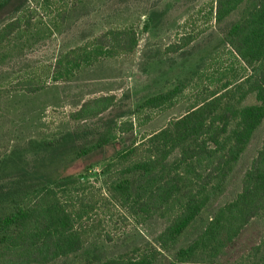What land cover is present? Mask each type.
Returning a JSON list of instances; mask_svg holds the SVG:
<instances>
[{"label": "trees", "instance_id": "1", "mask_svg": "<svg viewBox=\"0 0 264 264\" xmlns=\"http://www.w3.org/2000/svg\"><path fill=\"white\" fill-rule=\"evenodd\" d=\"M31 1L0 0V65L27 47L34 26ZM40 1L46 7L56 2ZM207 22L219 30L223 44L242 64L243 74H233L232 69L223 73L225 81L208 97L196 100L184 115L119 152V176L113 178L112 167L107 166L105 186L96 189L85 176L51 180L35 175L22 167L18 151L0 157V264H155L170 252L223 190L264 120V0H214ZM138 44L134 27L108 29L60 53L42 71L45 79L66 83L83 68L132 58ZM45 83L31 73L16 86L35 94ZM184 88L180 84L144 100L131 113L132 120L107 122L93 144L74 151V159L112 143L115 132H132L141 126L140 119L150 120L152 112L173 108ZM250 96L255 103L247 105ZM115 101L113 95L89 98L69 114V120L97 119ZM75 139V132H68L58 140L34 141L32 148L38 154ZM240 184L237 195L216 210L169 264H264V140ZM111 204L139 225L160 221L161 230L127 254L108 255L104 243L96 239L95 224L99 212ZM252 222L263 224L258 243L249 248L247 256L227 260Z\"/></svg>", "mask_w": 264, "mask_h": 264}, {"label": "rangeland", "instance_id": "2", "mask_svg": "<svg viewBox=\"0 0 264 264\" xmlns=\"http://www.w3.org/2000/svg\"><path fill=\"white\" fill-rule=\"evenodd\" d=\"M213 3L214 0H56L46 7L40 0H32L28 4L34 26L27 47L19 56L0 65V157L5 152L18 151L22 167L35 175L51 180L85 176L96 189L106 184L107 166L112 167L109 173L113 178L119 176L122 162L119 152L184 115L196 100L208 97L225 81L223 73L232 69L233 74H243L242 64L235 61L223 44L219 30L213 22H207ZM130 26L136 29L139 38L132 58L106 60L83 68L66 83L45 79L42 69L51 65L60 53L91 41L108 29ZM187 40L191 42L183 46ZM174 46L181 48L173 52L169 48ZM31 73L46 81L44 88L35 94L16 86ZM180 84L185 88L173 108L152 112L151 119H140L141 126L132 132H115L112 143L74 159V151L93 144L107 122L132 120L131 113L144 100ZM107 95L116 97L115 104L99 118L76 123L69 120V114L85 100ZM254 103L252 96L246 101L247 105ZM68 132H75L72 143L34 154V141L58 140ZM263 140L264 120L223 190L155 264H169L173 254L202 231L216 210L237 195L241 178ZM97 219L96 239L104 243L112 256L142 246L162 226L160 221L139 225L112 204L107 210L102 209ZM262 225L261 222L248 225L226 259L233 261L247 256L249 248L260 239Z\"/></svg>", "mask_w": 264, "mask_h": 264}]
</instances>
